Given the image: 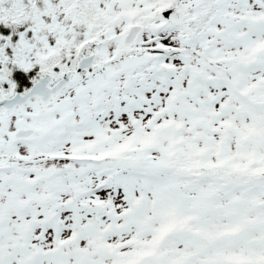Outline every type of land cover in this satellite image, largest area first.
Instances as JSON below:
<instances>
[{
	"label": "snow or ice",
	"instance_id": "6c2138e0",
	"mask_svg": "<svg viewBox=\"0 0 264 264\" xmlns=\"http://www.w3.org/2000/svg\"><path fill=\"white\" fill-rule=\"evenodd\" d=\"M0 264H264V0H0Z\"/></svg>",
	"mask_w": 264,
	"mask_h": 264
}]
</instances>
